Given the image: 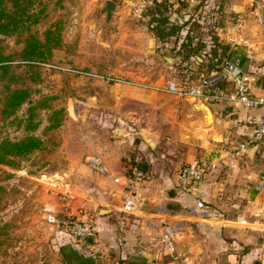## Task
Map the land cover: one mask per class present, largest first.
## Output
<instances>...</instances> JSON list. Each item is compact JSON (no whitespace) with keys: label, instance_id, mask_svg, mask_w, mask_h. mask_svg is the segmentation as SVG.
<instances>
[{"label":"crops","instance_id":"0c3cea01","mask_svg":"<svg viewBox=\"0 0 264 264\" xmlns=\"http://www.w3.org/2000/svg\"><path fill=\"white\" fill-rule=\"evenodd\" d=\"M87 1L90 16L95 9L99 11L104 0L100 4L98 0ZM112 1L117 4L118 14L111 22L115 30H108L109 38L125 36L122 30L131 6L150 5L153 0ZM209 3L223 9L217 16L225 19V26L217 28L220 40L227 43L228 38L241 36L250 43V56L245 48L230 47L243 70L253 78L251 93L264 97V0ZM230 17L237 19L236 23L229 22ZM102 18L104 22L105 17ZM73 22L76 24L69 28L70 34L63 32L62 36L66 45H72L70 53H84L82 42L89 38L94 41L107 32L99 35L100 30L93 29L95 19L84 15L75 16ZM134 22H140L139 16H134ZM61 52L55 50L53 59ZM62 54L71 58L68 53ZM163 78L140 83L160 85L172 79ZM83 85L85 89L78 91L81 99L76 102L88 106V115L83 112L81 120L86 131L75 140L64 139L49 156V161H61L68 168L43 174L37 182L50 198L42 206L58 204L55 195L47 190V183H68L75 196L68 205L69 211L90 220L97 239L94 243L78 242L46 225L54 254L47 264H264V189L256 190L257 177L264 175V142L234 162L217 151L221 143L233 146L246 140L253 124L264 118V107L246 109L226 101H208L213 123L195 128L192 123L200 115L192 99L116 84L111 87L113 107L105 108L101 106L106 99L104 94L93 91L88 83ZM69 105L68 102V112ZM74 107L80 106L71 107L73 117ZM184 132L188 133V142ZM92 155L101 157L111 173L120 178L133 161L145 164L147 176L139 187L140 207L133 214L119 212V188L112 179L97 175L88 167L86 173L94 177L93 186L80 191L71 186L70 181L76 176L72 169L78 161ZM193 161L202 164L207 174L203 182L183 191L176 173ZM212 164L215 169H210ZM163 205L168 210L166 214L157 212ZM167 227L183 229L182 238L173 240L175 255L162 247L161 238Z\"/></svg>","mask_w":264,"mask_h":264},{"label":"rangeland","instance_id":"374dc122","mask_svg":"<svg viewBox=\"0 0 264 264\" xmlns=\"http://www.w3.org/2000/svg\"><path fill=\"white\" fill-rule=\"evenodd\" d=\"M204 1L183 0L179 3H172L166 16L171 20L170 23L182 27V30L174 36L165 37L164 42H159L147 25V18L143 17L142 19V14L149 9V5L143 8L140 15L134 14V9L138 6H131L126 11L130 16L127 15L126 27L122 30L125 36L109 38L108 30H115V28H111V23L106 27L102 21L104 15H101L96 9L88 16L87 0H36V9L42 5L45 6V17L38 25L31 28V32L36 33L40 38L44 31L54 24L61 25V37L63 32L70 34L69 28L76 24L73 21L78 15L94 18L95 26L93 29L100 30L99 35H102L104 30L107 32L94 41L89 38L82 42L84 53L80 51L70 53L72 45H66L62 37L63 46L60 49H55L62 52L59 53V57L53 59V52L55 51L53 50L50 60L38 66L36 71L39 73L40 79L36 82L30 80L31 73L27 71L26 67L18 65V62L12 63V71L18 75V81L12 85L13 88H29L33 102L42 97H53L54 99L51 101L52 110L62 109L64 112L61 125L52 131H45L52 110L37 112L36 120L40 122V126L32 132V135L40 138L45 144L44 149L39 150L43 151L42 153L33 156L36 151L26 158L15 159L14 167L0 165V264H47V259L54 255L41 213L42 203L50 200V198L39 186L37 178L55 170L68 168L63 166L64 163L61 161L54 164V161L48 159L51 152L55 151L54 148L63 144L64 139L75 140L86 131L81 120L83 112L86 111L85 116L88 115V106L76 102L81 99L78 91L85 89L83 84L88 83L89 87L93 91H97L98 94L102 92L103 98L106 99L103 103L101 102V106L112 108L111 87L116 85L114 82L116 79L140 83L154 82L161 76H164L163 79L180 78L184 62L174 58L178 55L172 49L179 46L183 41L188 40L193 47L204 45L203 51H207L211 44V37L216 35L215 37L218 38L219 42L231 46L220 40L219 35H217V28L224 25L225 19L217 17L218 13L216 15L211 14V11H217L215 8L206 7ZM80 2L83 3V6L78 5ZM97 2L100 4L101 0ZM149 7L152 8L153 6ZM221 8L220 10H223ZM117 14L118 10L114 18ZM134 16H139V23L134 22ZM211 17L214 19L210 20ZM236 20L233 17L228 19L229 22L235 23ZM23 37L24 35L1 37L3 53L6 55L18 53L23 46L21 43ZM75 45L77 46L78 42ZM87 49L88 53L85 52ZM63 52L71 55V58L64 56ZM158 56L175 59V63L170 66L162 65L157 60ZM197 58L199 57H196V60ZM199 59L197 61L201 62V58ZM222 61L221 58L215 63L216 65L211 71L217 70ZM191 65L194 68V80H197L201 74L211 72L206 68L199 71L194 62ZM71 82L75 83L74 87ZM1 85L0 83V89ZM117 85L134 88V86L126 84ZM106 93L108 96L105 97ZM68 102L70 115L67 110ZM75 105L80 106V108L75 109L74 107L75 117H73L71 111ZM27 107V104L22 105L15 116L8 119H3L0 115V139L15 141L26 135L23 130V120L26 117ZM123 107L128 108V106ZM143 109L150 111L148 108ZM143 109L137 108L138 111ZM85 116L84 119H86ZM86 167L83 160L78 161V166L72 169L76 172V176L72 181H69L73 188L76 187L74 189L80 191V189L84 190L93 186L94 177L86 173L89 172ZM69 179L72 178L69 177Z\"/></svg>","mask_w":264,"mask_h":264},{"label":"built area","instance_id":"2783aa9c","mask_svg":"<svg viewBox=\"0 0 264 264\" xmlns=\"http://www.w3.org/2000/svg\"><path fill=\"white\" fill-rule=\"evenodd\" d=\"M169 4L179 0H157ZM148 4L142 3L134 9V14L140 15L143 8ZM227 43L245 48L247 56L251 55L250 43L241 36L228 38ZM116 84H126L137 88L154 91L156 93H165L178 98H189L192 100L208 101H226L233 106H241L246 109L264 107V97L255 96L250 88L253 78L243 70L239 61L225 59L217 70L207 74H201L197 80H194V68L188 62L183 63V70L178 79H169L160 85L148 83L126 82L121 79L114 80ZM264 142V118L257 120L253 124L252 131L248 138L237 145L228 146L221 143L218 147V154L228 157L231 162L237 161L243 157L250 149ZM85 164L93 173L109 177L119 188L120 207L119 212L124 215L133 214L140 207L139 187L145 180L147 173L140 167V161H133L126 174L120 178L114 176L107 168L101 157L92 155L85 158ZM233 166V164H231ZM216 165H210V169H215ZM207 171L206 168L197 161H193L181 166L176 173V181L183 191H189L193 186L204 181ZM49 192H52L58 204L45 203L41 208L42 220L50 226L55 232L64 234L75 241L94 243L97 239V232L94 224L74 214L68 209V205L74 199V192L68 183L57 184L50 182L46 184ZM264 189V175L257 177L256 190ZM202 208L201 204L197 205ZM157 212L166 214V206L157 208ZM183 236L181 227H167L163 230L161 243L163 249L175 255L174 239H180Z\"/></svg>","mask_w":264,"mask_h":264},{"label":"trees","instance_id":"16d2710c","mask_svg":"<svg viewBox=\"0 0 264 264\" xmlns=\"http://www.w3.org/2000/svg\"><path fill=\"white\" fill-rule=\"evenodd\" d=\"M181 1L183 0H179L177 3ZM35 4L36 0H0V38L24 35L21 40L23 45L21 50L18 53L9 55L3 53L0 39V83L2 84L0 89V115L3 119L11 118L15 116L22 105H28L26 117L23 120V130L26 135L15 141L0 139L1 166L14 167L15 159L26 158L43 148V141L32 135V132L40 126V122L36 120L37 112L52 110L51 101H53V97H42L33 102L29 88L12 87L18 81V75L12 71L13 62H18V65L26 67L27 71L31 73L30 80L36 82L40 79V75L36 71L38 66L50 60L53 50L60 49L63 46L62 28L59 24L47 28L41 38L36 33L31 32V28L38 25L45 17V6L42 5L36 9ZM204 4L208 8H215L217 12L211 11L213 15L221 12V7L214 3L210 4L209 0H205ZM149 6L153 7L150 8ZM149 6V9L142 14V19L143 17L147 18V25L157 41L164 42L165 37L174 36L182 30V27L170 23L171 20L166 16L171 4L153 0ZM212 19L214 17L210 18V20ZM215 36L211 37V44L207 51H203L204 45L193 47L188 40L183 41L185 43L182 42L172 49L178 55L174 58L180 59L184 63L192 64L194 62L199 71L203 68L211 71L216 65L215 63L221 58L237 61L238 58L232 48L219 42ZM196 57L201 58V62H198ZM63 112L62 109L51 111L45 131L59 128ZM131 162L128 161V163ZM140 167L145 171V164L142 161Z\"/></svg>","mask_w":264,"mask_h":264},{"label":"water","instance_id":"95a60500","mask_svg":"<svg viewBox=\"0 0 264 264\" xmlns=\"http://www.w3.org/2000/svg\"><path fill=\"white\" fill-rule=\"evenodd\" d=\"M117 12V4L116 2L112 0H104L102 3L101 8L99 9V13L101 15H104V23L105 26L108 27L109 24L111 23L112 19L114 18L115 14ZM157 60L165 66H170L171 64L175 63V59L168 58L165 56H158ZM197 60H200L197 58ZM108 105V104H106ZM195 106L197 111L199 112V118L193 121L192 126L195 128H206L212 125L213 123V113L211 108L208 106L207 103L200 101V100H195ZM185 137V141L188 142V133L184 132L183 133ZM264 243V241H263Z\"/></svg>","mask_w":264,"mask_h":264}]
</instances>
